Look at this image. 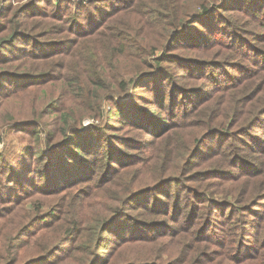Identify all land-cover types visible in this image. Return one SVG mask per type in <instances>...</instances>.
Returning <instances> with one entry per match:
<instances>
[{"label": "trees", "instance_id": "16d2710c", "mask_svg": "<svg viewBox=\"0 0 264 264\" xmlns=\"http://www.w3.org/2000/svg\"><path fill=\"white\" fill-rule=\"evenodd\" d=\"M3 126L0 264H264V0H0Z\"/></svg>", "mask_w": 264, "mask_h": 264}, {"label": "rangeland", "instance_id": "374dc122", "mask_svg": "<svg viewBox=\"0 0 264 264\" xmlns=\"http://www.w3.org/2000/svg\"><path fill=\"white\" fill-rule=\"evenodd\" d=\"M94 120L91 118H85L84 119V125H88L92 123ZM0 138H2L5 143L8 144L7 147L12 146L14 147V150H17L20 148L19 146L21 144L26 143L27 141L24 140L22 137L19 136L17 129H7L6 127L0 128ZM5 147V144L0 141V150Z\"/></svg>", "mask_w": 264, "mask_h": 264}]
</instances>
